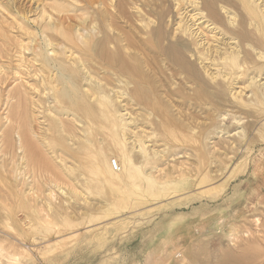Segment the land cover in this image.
Returning <instances> with one entry per match:
<instances>
[{
    "label": "rangeland",
    "instance_id": "rangeland-1",
    "mask_svg": "<svg viewBox=\"0 0 264 264\" xmlns=\"http://www.w3.org/2000/svg\"><path fill=\"white\" fill-rule=\"evenodd\" d=\"M174 3L0 0V264H264V48L259 60L241 42L251 59L228 67L230 81L238 72L233 90L192 56L203 77L196 86L164 51L178 39ZM59 4L72 5L67 36L91 37L66 45L74 65L46 50L44 35L65 42L44 13ZM230 8L233 27L218 7L220 42L236 41L229 29H240V17L253 30ZM107 25V48L130 75L96 56ZM187 41L197 55V39ZM22 55L29 67L18 70ZM139 133L144 152L127 139ZM127 157L136 159L137 185Z\"/></svg>",
    "mask_w": 264,
    "mask_h": 264
},
{
    "label": "bare ground",
    "instance_id": "bare-ground-1",
    "mask_svg": "<svg viewBox=\"0 0 264 264\" xmlns=\"http://www.w3.org/2000/svg\"><path fill=\"white\" fill-rule=\"evenodd\" d=\"M175 5L176 8V12H177V21H176V27H175V33L174 36L178 37V39L172 43L167 45L168 47L165 48L164 51H166V54H169L170 57L175 61L176 65H178V67H180V71L181 74L185 73V78H193V80H195L194 82L196 83L197 86V79L203 80L201 77V74L198 71V68L196 66V64L194 62H198L199 65H201L203 72L209 77L210 80H214L217 76L219 77H223L225 80H227L228 82V87L230 88V90H233L234 85L237 83L235 80V76L238 72H235L233 75V79L230 81V76L231 73H228V69L232 68L233 66H235V63L238 62V65L241 66L239 64V62L243 61V64H245L246 60L251 59V51L248 49H245L242 45L241 42H245L244 44L246 46H250L252 49H254L256 51V56L257 59L262 60L263 56L260 51L257 52V50L261 47L264 48V27H263V23L262 20L264 18V0H262L263 4L261 6H259V4L257 3V1L255 0H172ZM63 2V1H62ZM111 2V6L112 4V0H110ZM95 4V3H94ZM228 5V6H225ZM72 7L71 4H67V6L63 5V4H59V8L56 7H52L56 14H51L50 12H44L46 14L45 19L48 20V22L50 23V30H54L57 34L61 35L62 38L65 39L62 42L61 48L57 49L56 46L60 45L59 43H53V41L51 39H49L46 35H44V37L46 38V42H47V47H50L49 49H46L47 52L50 51L52 54V57L54 60H56V58H61V59H66L69 63L71 64H75L76 63V57L73 54L74 51L72 50V48H68L66 47V45H69V43H74L76 44V41L78 39L81 40V42H84L85 44L88 41V39H90V35H86L83 37V35L78 34L76 40L73 38V36H67V31H70L71 25L70 23H72L71 18L72 16L69 15V7ZM63 7V8H62ZM218 7H220V9L224 10V13L227 17V22L232 25V27L235 25V21H236V17H234L233 11H231V8H239L241 9V14L242 16L244 15V17H248L249 20L247 22V25H252L253 30L251 31H247L245 30V26H243L242 23H244V19L240 17V21L237 23V26H240V29L237 28H231L234 30H230L231 36L232 38H230V40L232 41V39H236V41L233 43L225 42V41H221L220 39L217 38V34H219L220 32L218 31V23H223V17L220 15L219 9ZM42 9V8H41ZM54 12V11H53ZM164 12V17H166V12ZM222 13V12H221ZM232 15V17H231ZM43 16V14H42ZM74 18V17H73ZM163 19V17H162ZM164 20V19H163ZM45 21V20H44ZM55 22V25L53 24ZM108 22V21H107ZM74 23V22H73ZM205 23L206 24V28L208 29V34L212 33V35H214L212 42H210L209 40H206L203 38V31L201 29V25ZM51 24L53 26H51ZM49 26H46V28L48 29ZM148 25H146L147 27ZM203 26V25H202ZM243 26V27H242ZM195 27V28H193ZM245 27V28H244ZM67 29V31L65 30ZM78 29V28H77ZM107 29L109 32L105 31L102 34V39L99 43H94L97 45L98 51L95 52L97 53L96 56L98 59L100 60H104V62H106L107 64L115 67L118 71L122 72V71H127L130 72L132 70H130V68L127 67V63L124 57H121L120 55H118L117 53H112V51H109L107 48V45L111 44V40L113 39L112 36H110L111 32L113 31L112 28L110 27V25H107ZM220 29V28H219ZM223 29V28H222ZM221 29V30H222ZM60 31V32H59ZM92 31V30H90ZM80 32V31H79ZM219 32V33H218ZM30 33V32H29ZM44 30H42V34H44ZM154 34L157 35V37H163V31H162V27L158 26L156 27V29H154ZM211 35V36H212ZM205 36V35H204ZM217 36V37H216ZM222 36V35H221ZM6 37V36H5ZM195 38L197 39L196 43H193L195 46H200V52L197 51V55L193 54L194 52H192L193 50L189 49L190 44L188 43V39L190 38ZM84 38V39H83ZM199 38V39H198ZM206 38V37H205ZM156 39V38H155ZM17 40V39H16ZM19 40V39H18ZM17 40V41H18ZM83 40V41H82ZM164 40V39H163ZM20 41V40H19ZM227 41V39H226ZM248 41H251L250 43H246ZM16 42V41H15ZM22 42V41H21ZM18 43V42H16ZM169 43V42H168ZM171 43V42H170ZM13 44V43H12ZM22 44V43H21ZM65 44V45H64ZM23 45V44H22ZM254 45H257V47H255ZM26 46V45H25ZM188 47V48H187ZM15 48V47H14ZM96 48V49H97ZM183 49H189L191 53V57L193 56L195 59H193V57L191 59H187L185 56V51H183ZM14 50V49H13ZM18 50V49H17ZM25 51V50H24ZM34 51V50H33ZM12 52V51H11ZM16 52V50H15ZM21 52V51H20ZM188 52V51H187ZM15 55L13 54V57ZM2 57V56H0ZM20 58L16 61H18L19 65L17 64L15 68H17L18 70H22V67L24 68H28L29 67V63H25V58H23L22 56H19ZM29 57V56H27ZM4 58V57H3ZM8 58V57H7ZM13 59V58H12ZM80 59V58H79ZM194 62H192V61ZM4 61V60H2ZM79 61V60H78ZM228 62V63H227ZM15 63V62H14ZM32 63V62H30ZM14 65V64H13ZM40 65V64H39ZM53 65V64H52ZM248 65V64H247ZM32 66V65H31ZM37 67V65H35ZM58 66V65H57ZM83 66V65H82ZM237 66V65H236ZM246 66V65H245ZM229 67V68H228ZM1 68V67H0ZM76 68V67H75ZM95 68V67H94ZM242 68V67H241ZM30 69V68H29ZM79 69V68H78ZM83 69V68H82ZM234 69V68H233ZM243 69V68H242ZM24 70V69H23ZM129 70V71H128ZM2 71V70H1ZM0 71V73H1ZM25 71V70H24ZM32 71V68H31ZM246 71V70H245ZM17 72V71H16ZM223 72V73H222ZM247 72V71H246ZM26 73V71H25ZM53 73V72H52ZM55 73V72H54ZM125 73V72H123ZM33 74V73H32ZM50 74V73H49ZM87 74V73H86ZM129 75L132 73H128ZM14 75V74H13ZM37 75V74H36ZM55 75V74H54ZM127 75V74H126ZM238 75V74H237ZM259 75V74H258ZM34 76V75H33ZM43 76V75H42ZM225 76H229L226 77ZM232 76V75H231ZM17 77V76H16ZM22 77V76H21ZM52 77V76H51ZM240 77V76H239ZM88 78V77H87ZM232 78V77H231ZM242 78V77H240ZM255 78V77H254ZM253 78V79H254ZM48 79V78H46ZM50 79V78H49ZM239 79V78H238ZM12 80V79H11ZM25 80V79H24ZM23 80V81H24ZM48 81V80H47ZM255 81V80H254ZM16 82V81H15ZM35 82V81H34ZM41 82V81H40ZM53 82V81H52ZM95 82V81H94ZM201 82V81H200ZM248 82V81H247ZM256 82V81H255ZM261 82V81H260ZM12 83V82H11ZM29 83V80H28ZM43 83V82H42ZM54 83V82H53ZM223 83V82H222ZM264 83V82H263ZM62 84V89H60V94L58 96V98L60 100L64 99L67 97V88L65 86L64 83ZM256 84V83H255ZM47 85V84H46ZM220 84L218 83L217 86H219ZM222 85V84H221ZM56 87H59L57 85H55ZM201 86V85H200ZM260 86V85H259ZM30 87V86H29ZM31 88V87H30ZM34 89V88H33ZM44 89V88H43ZM31 90V89H30ZM36 90V89H35ZM92 90V89H91ZM229 90V91H230ZM99 91V90H98ZM46 92V91H44ZM103 92V91H102ZM231 92V91H230ZM22 93V92H21ZM24 93V92H23ZM42 93V92H41ZM75 93V92H74ZM238 93V92H237ZM236 93V94H237ZM240 93V92H239ZM23 98V97H22ZM94 98V97H93ZM98 98V97H97ZM7 99V98H6ZM247 99V98H246ZM98 104L100 106H104V103L99 101ZM63 113H66L65 110ZM67 114V113H66ZM121 115V114H120ZM131 121V120H130ZM128 124V122H127ZM129 127V126H127ZM138 128V127H137ZM139 129V128H138ZM128 130V129H127ZM134 130V129H133ZM143 130V129H142ZM125 131V130H124ZM138 131V130H137ZM140 131V130H139ZM145 131V130H144ZM65 132V131H64ZM136 132V130H135ZM134 133V132H133ZM126 134V133H125ZM129 134V133H128ZM123 135V134H122ZM132 135V134H131ZM125 137V136H124ZM127 138V137H126ZM135 138L136 141H140L141 143L139 145L136 144L135 142ZM138 138V139H137ZM141 139V134H137L134 138L133 137H129L127 139H129L130 144L133 148L136 149V147L138 146V149H140V152H144V145L142 144V140ZM145 137H143L142 139H144ZM125 139V140H127ZM145 143V142H144ZM147 143H150L149 141H147ZM154 143V142H153ZM136 144V146H135ZM151 144V143H150ZM158 145V144H157ZM154 146V145H153ZM156 147V146H155ZM158 147V146H157ZM167 149V148H166ZM155 150V149H154ZM159 150V149H158ZM164 150V149H163ZM91 151V150H90ZM139 151V150H138ZM156 151V150H155ZM160 151V150H159ZM134 153V152H133ZM136 153V152H135ZM156 153V152H155ZM163 153V151H162ZM142 155V154H139ZM149 156V155H148ZM157 158H160L161 156L157 155ZM152 157V156H151ZM143 159V158H142ZM133 160L135 161V158L130 159L129 157H127V161H128V165H129V169H128V180H130V182H133L134 185H137V166L133 163ZM144 160V159H143ZM161 160V159H160ZM52 162V161H51ZM46 163V162H45ZM153 163V162H152ZM103 164V163H102ZM142 165V164H141ZM94 166H96V168L98 167V162H96L94 164ZM102 166V165H101ZM159 166V165H158ZM51 169H53L52 166H50ZM153 167V166H152ZM155 167V165H154ZM161 167V166H160ZM49 168V167H47ZM100 169V168H99ZM98 169V170H99ZM154 169V168H152ZM156 170V168H155ZM52 171V170H51ZM58 174V172H57ZM61 174V173H60ZM55 175V174H54ZM59 175V174H58ZM57 175V176H58ZM148 179V178H147ZM153 181V180H152ZM153 183V182H152ZM156 185V184H155ZM158 185V184H157ZM150 186V185H149ZM156 187V186H155ZM154 187V188H155ZM57 188V187H56ZM151 188V187H150ZM152 189V188H151ZM154 193V192H153ZM153 195V194H152ZM257 223V222H256ZM234 245V244H233ZM261 254V253H260ZM259 254V255H260ZM263 256L264 253L262 252ZM256 255V254H255ZM226 256V255H225ZM247 256V255H246ZM262 256V257H263ZM249 257V256H248ZM247 257V258H248ZM255 256H251V262H253V260H256L258 257V255L253 258ZM248 258V259H249ZM261 258V255L260 257ZM242 259V258H241ZM246 261V260H245ZM249 261V260H248ZM238 261H236L237 263ZM240 262V261H239ZM239 264V263H238Z\"/></svg>",
    "mask_w": 264,
    "mask_h": 264
},
{
    "label": "built area",
    "instance_id": "built-area-1",
    "mask_svg": "<svg viewBox=\"0 0 264 264\" xmlns=\"http://www.w3.org/2000/svg\"><path fill=\"white\" fill-rule=\"evenodd\" d=\"M109 166L111 167V169L115 172H118L121 170V166H119V162L117 159L113 158L110 160L109 162Z\"/></svg>",
    "mask_w": 264,
    "mask_h": 264
}]
</instances>
